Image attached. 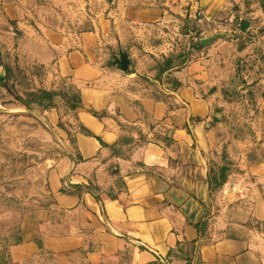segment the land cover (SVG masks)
Here are the masks:
<instances>
[{
    "label": "crops",
    "instance_id": "crops-1",
    "mask_svg": "<svg viewBox=\"0 0 264 264\" xmlns=\"http://www.w3.org/2000/svg\"><path fill=\"white\" fill-rule=\"evenodd\" d=\"M234 2L243 7L240 0H198L188 16L170 0H111L90 30L18 23L19 34H0V49L14 48L48 69L51 87L60 78L81 97L75 111L58 104L42 113L66 153L46 174L50 203L23 213L24 240L0 264H264V231L249 226L264 223V140L246 120L235 127L244 148L240 172L217 197L242 199L248 209L243 220L220 215L222 234L204 232L208 175L222 148L206 90L215 45L203 43L190 60L185 49L184 61L161 77L148 64L150 55L179 47L185 21L210 20ZM260 42L264 53V32ZM121 51L130 58L125 72L111 64ZM259 84L264 88V74Z\"/></svg>",
    "mask_w": 264,
    "mask_h": 264
},
{
    "label": "rangeland",
    "instance_id": "rangeland-1",
    "mask_svg": "<svg viewBox=\"0 0 264 264\" xmlns=\"http://www.w3.org/2000/svg\"><path fill=\"white\" fill-rule=\"evenodd\" d=\"M111 0H0V34L12 31L19 34L18 23L34 26H51L73 31L94 28L95 22L106 14ZM220 10L210 20L185 21L179 29V47L167 56L150 55L148 64L154 68L155 77L168 64L192 58L199 50L202 33L210 35L206 41L209 48L215 45L210 68V85L206 86L212 98V108L220 125L218 139L222 148L212 163L227 165L228 177L240 172L238 155L244 151L236 142L235 127L240 120L248 121L264 140V88L259 80L264 74V53L260 35L264 32V8L261 0H240ZM172 2V1H171ZM245 21L248 26L245 27ZM187 34V42L182 40ZM209 42V43H208ZM186 51L184 52V50ZM0 70L5 74L0 84V251L8 242L9 234L16 232L25 211L46 206L51 196L46 189V174L51 163L66 150L52 137L45 125L42 110L31 107L26 101L38 90H58L74 93L75 86L60 78H53L50 86L48 69L28 63L18 56L14 48L0 49ZM146 76L140 81L147 82ZM56 87V88H54ZM58 104H64L60 97ZM158 136L162 134L158 131ZM130 139H127L129 141ZM127 141L125 143H127ZM224 186V184L222 185ZM212 199L210 217L204 232L210 237L222 234L216 228L218 217L243 220L241 209H248L242 199L217 197ZM223 213V214H222ZM224 220V219H223ZM253 230L264 231V224L251 221ZM215 233V234H214ZM5 258V256H3Z\"/></svg>",
    "mask_w": 264,
    "mask_h": 264
},
{
    "label": "trees",
    "instance_id": "trees-1",
    "mask_svg": "<svg viewBox=\"0 0 264 264\" xmlns=\"http://www.w3.org/2000/svg\"><path fill=\"white\" fill-rule=\"evenodd\" d=\"M262 7L264 8V0H261ZM198 46L202 47L203 43L201 41H198ZM168 62V64H165V66L161 69L159 77L163 74L167 68H169L171 64V61L169 62V59L166 58L165 60ZM3 83V80L0 82V84ZM74 93H62L58 90H47L42 89L38 90L36 92H32L31 98L26 101V105L28 107H31V105L35 104L38 107H40L42 110H48L52 107H58V101L57 98L60 97L62 101L64 102V105L70 110L75 111L80 105H81V97L79 90L75 87ZM60 126H64L63 121L60 122ZM70 140L73 142V136L71 132L69 133ZM229 168L227 165H215L212 164L210 166L209 171V189L210 193L215 191L216 189H219L225 182L228 176ZM264 224V223H263ZM24 240L23 231L21 226L19 225L16 232H13L9 234L8 236V242L3 246L2 251H0V260L4 263H7V251L10 246L20 244ZM39 243V242H38ZM5 256V258L3 257Z\"/></svg>",
    "mask_w": 264,
    "mask_h": 264
},
{
    "label": "water",
    "instance_id": "water-1",
    "mask_svg": "<svg viewBox=\"0 0 264 264\" xmlns=\"http://www.w3.org/2000/svg\"><path fill=\"white\" fill-rule=\"evenodd\" d=\"M245 27L248 26V21H245ZM208 39L202 41V43H206ZM130 63V58L127 52L121 51L119 56H114V60L112 61V65L117 66L121 71H127ZM5 74L0 70V82L4 79Z\"/></svg>",
    "mask_w": 264,
    "mask_h": 264
},
{
    "label": "built area",
    "instance_id": "built-area-1",
    "mask_svg": "<svg viewBox=\"0 0 264 264\" xmlns=\"http://www.w3.org/2000/svg\"><path fill=\"white\" fill-rule=\"evenodd\" d=\"M179 6L188 16H192L194 9L198 5V0H170ZM199 14V11L196 10Z\"/></svg>",
    "mask_w": 264,
    "mask_h": 264
}]
</instances>
